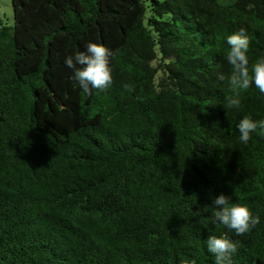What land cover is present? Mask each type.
Here are the masks:
<instances>
[{"label": "trees", "instance_id": "obj_1", "mask_svg": "<svg viewBox=\"0 0 264 264\" xmlns=\"http://www.w3.org/2000/svg\"><path fill=\"white\" fill-rule=\"evenodd\" d=\"M11 4L0 264H264V0Z\"/></svg>", "mask_w": 264, "mask_h": 264}, {"label": "rangeland", "instance_id": "obj_2", "mask_svg": "<svg viewBox=\"0 0 264 264\" xmlns=\"http://www.w3.org/2000/svg\"><path fill=\"white\" fill-rule=\"evenodd\" d=\"M12 0H0V17L6 24L12 23Z\"/></svg>", "mask_w": 264, "mask_h": 264}]
</instances>
